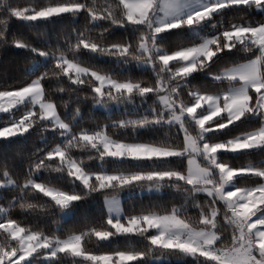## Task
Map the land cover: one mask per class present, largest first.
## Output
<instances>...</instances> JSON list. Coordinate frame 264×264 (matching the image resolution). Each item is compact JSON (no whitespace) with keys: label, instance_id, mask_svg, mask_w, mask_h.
I'll return each instance as SVG.
<instances>
[{"label":"snow or ice","instance_id":"6c2138e0","mask_svg":"<svg viewBox=\"0 0 264 264\" xmlns=\"http://www.w3.org/2000/svg\"><path fill=\"white\" fill-rule=\"evenodd\" d=\"M13 47L0 144L32 147L0 158V264H264V0H0ZM114 238L139 244L87 246Z\"/></svg>","mask_w":264,"mask_h":264},{"label":"trees","instance_id":"16d2710c","mask_svg":"<svg viewBox=\"0 0 264 264\" xmlns=\"http://www.w3.org/2000/svg\"><path fill=\"white\" fill-rule=\"evenodd\" d=\"M21 5H24L28 2V0H18ZM39 3H47L48 0H37ZM11 29L14 32H17L21 35L22 38H25L28 42L33 43L37 46L43 47L44 41L47 38H53L54 42V32L55 26H44L41 31L44 32L46 35H37L36 30L31 29L27 26L24 22L21 21H13L11 24ZM31 53L25 51L24 49H17V48H9L7 50H0V83L7 82L8 86L15 87L20 85L23 80L26 78L25 69L29 66ZM101 67L104 68H111L112 65L110 64H103L101 63ZM133 75L143 76L146 78L147 74H142L138 70L133 73ZM18 116L19 113H16ZM97 117L96 122L103 123L105 113L103 111L96 112L93 114ZM7 114L3 113L0 114V120H7ZM115 118V117H113ZM93 121L89 120L86 126H92ZM32 143L29 142L27 145L23 143H13L10 145L0 144V158L8 157L10 163H15V165L19 168L22 166V160L20 156H17L16 153L20 149H31ZM259 154H253L251 157L245 155H235L229 154L225 157L226 161L229 162L232 166H242L246 165L249 162L258 163L259 161ZM93 164L96 162L93 161ZM168 190H165L167 193ZM124 195L123 203L125 206V210H129V205L132 203H139V199L135 201H129L127 194L122 193ZM144 202H147V196L144 198ZM167 203V197L164 200ZM98 207V204L89 205L88 207L84 208L82 211L83 213H87L89 215H95V210ZM16 218L23 220V217L16 216ZM79 216L73 221L78 222ZM128 244L137 245L139 244L138 240H125L124 238H114V242L112 245L107 243L97 242L95 239L88 243V247L94 251H102L106 250L109 247H124Z\"/></svg>","mask_w":264,"mask_h":264},{"label":"rangeland","instance_id":"374dc122","mask_svg":"<svg viewBox=\"0 0 264 264\" xmlns=\"http://www.w3.org/2000/svg\"><path fill=\"white\" fill-rule=\"evenodd\" d=\"M0 114H3V113H0ZM0 139H2V138H0ZM121 198H122V202H123V199H124V195H121Z\"/></svg>","mask_w":264,"mask_h":264}]
</instances>
